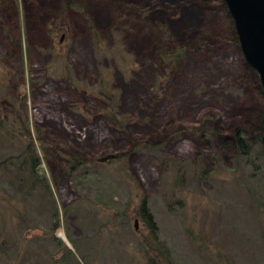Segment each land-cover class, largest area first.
Instances as JSON below:
<instances>
[{"label": "rangeland", "instance_id": "rangeland-1", "mask_svg": "<svg viewBox=\"0 0 264 264\" xmlns=\"http://www.w3.org/2000/svg\"><path fill=\"white\" fill-rule=\"evenodd\" d=\"M262 110L223 0H0V264H148L157 242L175 264H264V155L232 138Z\"/></svg>", "mask_w": 264, "mask_h": 264}, {"label": "trees", "instance_id": "trees-1", "mask_svg": "<svg viewBox=\"0 0 264 264\" xmlns=\"http://www.w3.org/2000/svg\"><path fill=\"white\" fill-rule=\"evenodd\" d=\"M74 2L75 1H68L66 4L71 5ZM93 45H94L95 53L97 55L101 54L102 56H105L109 53V49L107 48L105 38L101 37V35L97 32H94V35H93ZM179 52L181 54H183L184 48H177L173 51L166 52V53H164V57L166 60L172 62V60H174V58H176V60H177V56L180 55ZM119 60H121V59L119 58L118 61ZM177 61H179V60H177ZM101 75H102V73H101ZM100 82L103 85L106 82V80H104L100 76ZM109 88H110V84L105 85V87L102 89L104 96L107 98V100H105L106 105L103 107L102 113H103L105 119L109 123L113 124L115 127H117L120 130H125V123L122 121V119H121L122 117L120 118V115L118 113L117 107L119 106V104H118L119 100H116L115 98L112 97L113 94H111V92L109 91ZM258 125L259 126H258L256 134L250 133L241 127H238L233 132V136H232L233 143H234L235 147L237 148L238 154L243 161L246 160L245 158L247 155H249L253 152L254 147L256 145H258L260 147V150H261V152H263V155H264V110H262L259 113ZM205 128H206V123H204V125H202V127H200V128H192L189 130L195 131V133H199L203 137H207ZM160 147H161V143H159V142H152V141H148V140H145V141H139L138 140V141L134 142L133 149L134 150L135 149H146L148 151L156 152V150H158ZM29 152L31 153V151H29ZM126 156H127V154H120L119 155V157H122V158H125ZM100 160H101V158L98 161H100ZM39 161H40V158L38 157V163H39ZM32 162H33V173L37 174V172L34 170L36 167V163L34 160ZM68 162H69L70 170L72 172H74L78 168L86 165L87 163H89L91 161H88L82 157H78V156L76 157L75 156V157L70 158ZM178 168L179 169H177V176L175 179V187L182 189V187H185L186 184L188 183L187 169L184 168L183 165H180ZM208 173L209 172L207 169L203 170L200 173L198 180H202L204 178H207V176L209 175ZM147 205H148L147 201H143L142 206H141V214L144 217L146 223L149 225V227L151 229V233L153 234V236L156 239V236L158 235L157 234L158 226H157L151 212H149ZM155 241L157 242V239ZM152 248L153 249L150 251L148 264H175L174 260L170 259V256L173 257L170 248H168L166 246H162L158 242L155 245H152ZM154 252L156 255H153Z\"/></svg>", "mask_w": 264, "mask_h": 264}, {"label": "water", "instance_id": "water-1", "mask_svg": "<svg viewBox=\"0 0 264 264\" xmlns=\"http://www.w3.org/2000/svg\"><path fill=\"white\" fill-rule=\"evenodd\" d=\"M247 64L264 90V0H223ZM114 157V156H112Z\"/></svg>", "mask_w": 264, "mask_h": 264}, {"label": "bare ground", "instance_id": "bare-ground-1", "mask_svg": "<svg viewBox=\"0 0 264 264\" xmlns=\"http://www.w3.org/2000/svg\"><path fill=\"white\" fill-rule=\"evenodd\" d=\"M18 46V45H17Z\"/></svg>", "mask_w": 264, "mask_h": 264}]
</instances>
